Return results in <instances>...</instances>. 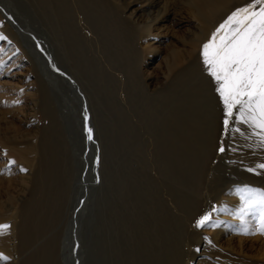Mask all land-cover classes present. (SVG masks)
Listing matches in <instances>:
<instances>
[{
  "label": "rangeland",
  "instance_id": "obj_1",
  "mask_svg": "<svg viewBox=\"0 0 264 264\" xmlns=\"http://www.w3.org/2000/svg\"><path fill=\"white\" fill-rule=\"evenodd\" d=\"M10 1L16 7V23L25 26L34 47L31 55L43 61H39L37 69H43L40 73L45 84H39L28 62L22 68L24 75L2 76L4 83L0 89L13 96L18 93L17 84L27 89L34 83L35 98L29 91L24 99L29 103L36 100V120L35 124H25L14 119L0 101V209L16 211L18 215L12 251L0 250V254L9 257L0 259V264H43L45 255L58 248L61 236L71 239L74 234L79 248L83 249V257H94L91 261L96 255L102 254L103 258L117 248L125 252L130 244L136 247L137 257L128 255L124 262L128 258L138 262L151 250L157 256L154 258H166L174 263L185 259L192 264L263 261V238L246 239L240 251L235 236L238 234L233 228H223L220 222L214 230L206 225L202 233H189L190 224H195L206 213L211 212L212 218L220 212L212 209L222 208L219 204L222 200L233 203L234 198L232 206L240 203V196L232 198L227 193L232 181L249 175L253 181L264 184V169L257 167L264 163V147L257 144L256 136L247 125L233 124L232 128L239 127L241 131H230V140L247 145L233 146L235 149L223 159V167L211 177L210 191L205 188L201 164L206 155L202 143L205 130L211 128L209 109L203 101L197 105L187 102L191 97L188 92L191 94L197 84L199 88L201 78L196 73L192 75L194 78H178L183 72L168 67L175 49L184 53L194 30L192 15L182 8L187 0H167L181 6V11L175 29L161 35V48L159 46V51L147 61L148 73L157 84L148 87L149 90L145 88L144 76L139 75L133 64L135 86L131 87L133 98L128 109L117 97L118 83L104 70V65L111 70L107 60L110 54L100 55L94 44L83 43L77 33L68 32V25L75 27L72 4L79 2L83 9L88 5L87 13L91 12L92 16L99 0ZM100 1V13L105 10L112 19L120 17L121 13L124 16L126 9L142 18L145 14L144 0ZM89 20L91 24L87 25L92 26V18ZM15 28L18 31V27ZM132 28L129 56L134 63L140 51ZM114 47L113 54L118 59L113 63L121 66L122 45H118V49ZM78 52L84 62L79 68L72 58V54ZM188 78L194 81L191 83ZM137 95L142 99L140 104L134 100ZM190 108L195 111L194 123L186 117ZM147 111L151 115L155 112L154 116ZM88 128L92 129L91 140ZM17 135L22 136L20 139L34 141L39 148L31 165L6 152V140ZM250 168L256 171H249ZM12 220L5 219L1 223L10 226ZM232 242L236 250L230 247ZM148 245L151 248H146Z\"/></svg>",
  "mask_w": 264,
  "mask_h": 264
},
{
  "label": "bare ground",
  "instance_id": "obj_2",
  "mask_svg": "<svg viewBox=\"0 0 264 264\" xmlns=\"http://www.w3.org/2000/svg\"><path fill=\"white\" fill-rule=\"evenodd\" d=\"M144 1H146V3H145V6H143V11L145 12L143 18H142V15L136 16V13L134 12L129 13L128 10L126 9L123 12L124 16H122V13H121L120 17L114 18V19L109 18L111 17V14L110 13L105 14L104 13L105 10L103 11V13H100V10H101L100 0L97 1L96 5H94L95 11H94V14H92V16H91V12L89 8H88V11L90 12V15L87 13L86 7L88 5L85 6V9H83V7H80L81 6L80 3L77 2L75 5L72 4L73 9L71 10L72 12L71 15H73L72 18L74 20L73 23L75 24V27L74 26L72 27L69 25L67 26L68 32L72 33L73 35H76L77 33L78 38H80L83 43L94 44V47L96 48V52L99 53L100 55H103L105 57V55L103 54L104 52H108V55L110 54L109 55L110 59H107V58L106 59L110 62L111 70L110 68L105 67V65H104V70L107 72V74L109 73V75L113 77V79L118 83L117 84L118 85L117 97L119 101H122L125 108L129 107L128 105L130 103V100L131 98H133L132 96L133 92L132 93L130 92L131 87L135 86L133 85L132 77L134 76V72L136 71L133 70L134 72H131L133 64L136 66L139 75L144 76V81L142 80V83L144 86H146L145 88L148 89V87H150L151 85L157 84L154 81L152 75L148 73L147 61H148L149 56L152 57L155 51L157 50L159 51V49L161 48L160 46L162 43L161 35L163 33H168L169 31H172L173 29H175L176 27L175 23L178 20L177 15H179V12L181 11V8H180L181 6L180 7L176 6L175 2L174 3L168 2L167 0H144ZM250 2H252V0H187V5H184L182 8L183 9L186 8V11L192 15L194 19L193 23H195L194 30L190 36V39L187 41L188 43H186L187 48H185L184 53L178 49H175L171 63H168V67L170 68L169 70L174 71L175 69H178V71L183 72L181 74L179 73L180 75L176 73L178 75V78H181V77L184 78L185 76L192 77L194 73L199 74L200 75L199 77L201 78L199 88L197 87L198 86L197 84L195 86V90L192 88L193 92L191 91V94L188 92V94L191 97L188 98L187 102H189V104L191 105H197L201 101H203L208 105V109H209V124H211V128L208 127L205 130V135H204L205 140L202 143V148L204 150L203 153L205 152L206 158L205 160L203 159L202 164H201L202 165L201 173L203 172L204 174V181L206 185L205 188L208 189L209 191H210L209 187L211 185V179H212L211 177L221 166L223 167V163H224L223 159L226 156H228V154H230V150L233 148V146L246 147L247 144L241 141H238L235 143L232 142L231 141L232 137L229 138L230 131H227V132L225 131V127L223 123L224 118H225L224 105L220 99L219 94L215 90L217 86L215 80L209 75L208 71L206 70V65L204 64V59L202 55L203 45L211 39L212 33L217 29V27L225 19H227V17L236 8L245 6L246 4ZM90 18H92V24L94 26L87 25V23L91 24V21L89 20ZM59 25L60 23L58 22V26ZM97 26L100 28L97 29L96 28ZM15 27H18V31L20 33L16 30ZM131 28L134 29L135 31L134 39L136 41L137 49L140 51V54H139L140 56L135 58L136 60L134 61V63L132 62L129 56L132 53ZM164 29H167V30H164ZM0 37H4V38H0V87H2V84L4 83V81H2V78H3L2 76L7 75L8 73H12V75H16V76L19 74L24 75L25 72L22 70V68L23 66H26V62L32 64L33 71H35L37 74L36 76L38 78L37 81H39V84H45V80L40 73V71H42L43 69L42 68L37 69L39 61L41 62L43 61L40 58H38L39 60H37L35 57L31 55V52H33L31 51V48L33 49L34 47H32L31 45V42H30V39L28 38V34L25 29V26H19L16 23V7L13 5V3L10 0H0ZM218 38H219V34H218L217 39ZM120 44L122 45V57H123L121 66H119L118 62L113 63V60L115 61L116 59H118V57L116 58V56H114L113 54V49L116 50L114 46H116L118 49L119 48L118 45ZM77 55H78V60L76 59ZM72 58L75 61V66H77L78 68L80 64L84 63L83 58L81 59L79 56V52L78 54L77 53H74V55L72 54ZM87 67L88 66L85 65V68ZM188 81L190 82L191 80H189L188 78ZM192 81H194V79ZM74 86H76V83ZM15 88L18 90V93L16 96H13L7 92L5 93L3 92L4 90L2 91L0 89V101L3 103V105H5L4 106L5 111L7 113H11L13 118L17 119L20 122L23 121L25 124H35L34 119L36 120V114H34L35 113L34 110L36 108V100L34 101L33 99L32 103H29L25 101L27 98L24 99L25 98L24 95L26 94V92H29V91H30L29 92L30 95L34 97V89H35L34 83L29 84L27 89H25L22 84H17ZM189 88H191V86ZM77 90L78 89L76 88V91ZM171 91L174 92V90H171ZM138 95L136 96V99L134 100L137 104H140L142 102V99ZM80 99H83V98H80ZM191 111H189L190 113H187L186 117L190 118L189 121H193L194 123L195 121L194 118H196V115H195L194 110H193L194 112L193 111L191 112ZM153 113L151 115V112H150V115L154 116ZM135 116L136 115L134 114V117ZM137 119L139 120V118ZM12 121L14 122V120ZM233 124L235 125V123ZM233 124H231V128ZM199 126L200 125H198V127ZM189 132L190 134H192L191 132L193 131H189ZM20 138H22V136L17 135L14 138H10L6 140L5 142V147H7L6 152H8V154H11L12 156L16 158L23 160L26 164L31 165L34 162L39 152V148L37 147V144L34 141H28L27 138L26 140L20 139ZM257 138L258 137H254V140L257 142V144H259L258 142L259 138L258 139ZM221 147L224 148L223 152L219 150ZM258 182L257 180L256 182L253 181V178L249 177L248 175V177L246 176L238 180L232 181L228 190L227 189L226 190H227L228 195L232 198L240 196L236 192L237 188H243L245 186H249L252 188L264 190V184H261ZM208 194L209 193H207L206 195ZM218 196L222 197V195L220 194ZM233 199L231 201L235 202V200ZM239 201L240 203H236V205L234 206L231 205V204H234V202L227 203L226 201L223 202V200L221 202L219 201L220 202L219 204L222 206V208L227 209V210L215 213V215L210 219V223L216 224L220 222L223 224V228L225 229L233 228L234 232L238 234V235H235L236 234L235 233L234 235L237 236V240L240 246L239 250L241 251L243 247L242 243L244 244L246 239L257 237V238H263L264 240V233L256 231L257 227L259 226L258 211L249 212L244 217V219H241V217L237 214L242 204L241 198ZM170 204L172 205L173 203H170ZM17 216L18 215H16V211H13V212L12 211H2L0 209V225H3L1 222L5 219H9V218L13 219L11 221L9 228L4 229L2 232H0V250H5L8 252L12 251L13 247L11 244H12V241H14L16 238L15 221L17 220L16 219ZM245 224L247 225L248 233L244 232ZM205 226L197 227V221H196L195 224H190L189 233L190 234L202 233V230ZM213 230H214V227H213ZM206 231H211V230L206 229ZM216 234L217 232L215 233V235ZM75 235L76 234H74V236ZM74 236H72L71 239H68L65 235L61 236L58 242V248L45 255L43 264H125V262L126 264H192V262L189 259L183 260L182 263H174V261L168 260L166 258L164 260L159 258L160 260H158L157 258H154L155 253L153 255L152 253L154 251L152 252V250L146 252V254L144 253V259L142 258L138 259V262L132 259H129V258L126 259L124 262L123 261L124 258H127L128 255H130L131 258L137 257V252L135 253L136 247L132 244H130L129 249L126 250L125 252H122L121 248H117L113 250L112 252L110 250L111 253L107 252V254H104L103 258H102V254H98L96 255V258L93 259V261H91V259L94 257H92L91 259H86L83 257L82 255L83 249L79 248V243L76 242V238ZM138 240H136V242ZM111 243L113 242L111 241ZM233 243L234 242H232L230 247L233 250H236ZM146 248H151V246L148 245L146 246ZM141 249H145V247H142ZM157 251L159 250H156V252ZM229 251L231 253V249ZM99 258H101L102 260H100ZM256 264H264V260L257 261Z\"/></svg>",
  "mask_w": 264,
  "mask_h": 264
},
{
  "label": "snow or ice",
  "instance_id": "obj_3",
  "mask_svg": "<svg viewBox=\"0 0 264 264\" xmlns=\"http://www.w3.org/2000/svg\"><path fill=\"white\" fill-rule=\"evenodd\" d=\"M202 55L224 105L225 131L240 132L239 127L231 128L233 123L247 125L259 138V145L264 147V0H252L236 8L203 45ZM87 131L91 140L92 129ZM219 150L223 152L224 148ZM257 167L264 169V163ZM236 192L242 201L237 214L244 219L249 212L258 211L256 231L264 233V190L245 186L237 188ZM225 210L212 209L213 212ZM211 215L210 212L202 216L197 227L206 224L215 227V223H210ZM7 228V224L0 225V232ZM244 232L248 233L246 224ZM0 259L8 260L9 257L0 254Z\"/></svg>",
  "mask_w": 264,
  "mask_h": 264
}]
</instances>
